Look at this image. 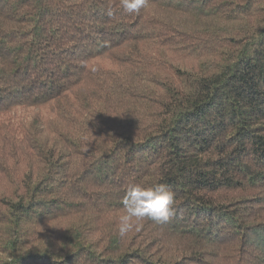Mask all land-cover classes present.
<instances>
[{
    "label": "trees",
    "instance_id": "trees-1",
    "mask_svg": "<svg viewBox=\"0 0 264 264\" xmlns=\"http://www.w3.org/2000/svg\"><path fill=\"white\" fill-rule=\"evenodd\" d=\"M131 183L174 203L121 238ZM5 252L264 264V0H0Z\"/></svg>",
    "mask_w": 264,
    "mask_h": 264
},
{
    "label": "clouds",
    "instance_id": "clouds-1",
    "mask_svg": "<svg viewBox=\"0 0 264 264\" xmlns=\"http://www.w3.org/2000/svg\"><path fill=\"white\" fill-rule=\"evenodd\" d=\"M146 4L147 0H120V6L128 13H138ZM121 203L123 214L119 217L117 231L123 238L133 230L139 231V222L145 218L156 222H166L172 214L174 194L162 183L150 186L131 183L126 188ZM0 257H3L7 264H12L14 260L6 252L0 253Z\"/></svg>",
    "mask_w": 264,
    "mask_h": 264
}]
</instances>
